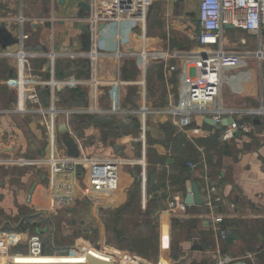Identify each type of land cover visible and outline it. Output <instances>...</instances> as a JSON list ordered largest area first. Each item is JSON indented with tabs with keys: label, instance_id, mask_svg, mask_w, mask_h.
I'll list each match as a JSON object with an SVG mask.
<instances>
[{
	"label": "crops",
	"instance_id": "0c3cea01",
	"mask_svg": "<svg viewBox=\"0 0 264 264\" xmlns=\"http://www.w3.org/2000/svg\"><path fill=\"white\" fill-rule=\"evenodd\" d=\"M198 11L199 0H0V23L6 21L18 37L23 32L32 54L25 63L16 55L0 56V231L8 234L13 253L27 252L30 236L40 233L47 254L18 255L14 264H69L66 255L48 254L44 237L68 253L90 246L85 256L103 260L131 256L140 264H215L227 254L233 258L229 264H264V27L260 36L226 27L221 48L226 55L216 105L225 119L233 117L250 130L224 139L228 125L219 129L206 121L212 116L197 114L193 126L202 131L192 134L174 123L167 108L197 76L194 54L220 50L199 43ZM94 13L101 17L95 26ZM88 32L90 50L83 37ZM7 49L15 52L18 45ZM7 49L0 43V50ZM22 78L36 83L42 107L61 113L17 111L38 107L22 101L18 86L10 83ZM66 89H81L85 101L63 100L59 92ZM119 105L122 111L115 110ZM143 108L148 111L138 112ZM75 114H114L122 124L108 134L92 123L80 128L83 119L75 124ZM61 123L68 132L59 131ZM69 138L78 157L68 155ZM59 156L120 158V185L109 193L93 192L92 199L84 193L65 197V184L78 181L88 190L89 174L80 166L77 175L55 173L51 164ZM8 165L27 168L15 176ZM190 181L204 199L208 187L217 185L222 200L215 210L206 203L184 212L167 210L173 195L185 200ZM219 214L224 221L217 224L213 218ZM34 222L45 226L34 228ZM219 226L229 229L227 239ZM68 238L71 247L64 243ZM0 264L12 261L0 258Z\"/></svg>",
	"mask_w": 264,
	"mask_h": 264
},
{
	"label": "built area",
	"instance_id": "2783aa9c",
	"mask_svg": "<svg viewBox=\"0 0 264 264\" xmlns=\"http://www.w3.org/2000/svg\"><path fill=\"white\" fill-rule=\"evenodd\" d=\"M23 22L24 18H19ZM101 17L94 13L90 21L92 25H96ZM198 19L200 25V32L197 36L199 43L202 46L213 48L220 47V50L211 49L205 52H198L194 55L198 58V72L197 76L190 83L188 92L180 97L177 102L169 104L167 111L173 116L174 123L183 130L190 128L192 134H200L201 128L193 126L194 115L212 116L217 123H221L225 117L226 112L222 106H217L216 103L222 92V72L221 60L226 52L223 51L222 43L223 36L227 25L239 28L250 33L261 35L264 27V0H199ZM20 42L17 44V51L0 50V56L16 55L20 62L25 63L32 54L25 49L26 35L21 32L19 35ZM187 53L180 52L179 55H186ZM151 55L148 52L144 53V57ZM51 58L56 56L55 52L50 53ZM158 56V55H157ZM162 56V55H160ZM90 57L94 60L97 57L96 50H92ZM11 84H15L19 88L20 98L22 101H28L38 107L33 110H26L20 108L21 112H39L44 117L50 114L61 113L58 109H49L41 106L40 96L37 85L33 80L24 79L12 80ZM116 111H122L120 105L116 107ZM92 111H96L93 108ZM144 114L148 108L138 110ZM66 112L68 115L69 111ZM47 117V116H46ZM46 124L49 130H54L51 126V121L46 118ZM250 127L246 123H238L233 121L228 125L223 133L224 139H231L235 137V133L241 131L246 133ZM28 161V160H26ZM30 162V161H29ZM123 160L120 158H70L58 157L51 164L52 170L55 173L71 172L79 173V166L88 171V190L84 188L78 181L65 184L63 186L64 196L69 197L75 193L85 194L87 198L92 199L93 192L109 193L116 190L120 185V169ZM191 166H194L190 163ZM82 169V170H83ZM61 185H58L60 188ZM222 198L218 194V187L216 184H211L207 189V196L205 203L211 211L219 205ZM189 204L185 202L180 194L173 195L167 202V210L169 212H184L189 208ZM214 222L220 224L224 221L222 215H216L213 218ZM220 237L227 239L229 236V229L224 226L218 227ZM86 248L70 252L68 255H75L81 257L87 264L85 251ZM99 252V251H97ZM102 253V252H101ZM104 254V253H103ZM18 255L42 256L44 253V242L40 233H33L28 240V250L25 253H13L8 241V234L0 231V258L9 259L12 264L16 263ZM108 256V255H106ZM110 260L115 264H140L139 260L124 256L118 261L110 256ZM103 260V259H102ZM233 258L227 254H221L215 264H229Z\"/></svg>",
	"mask_w": 264,
	"mask_h": 264
},
{
	"label": "water",
	"instance_id": "95a60500",
	"mask_svg": "<svg viewBox=\"0 0 264 264\" xmlns=\"http://www.w3.org/2000/svg\"><path fill=\"white\" fill-rule=\"evenodd\" d=\"M61 2H64L65 0H60ZM83 7L85 8H89V5L82 3L81 4ZM8 23L6 21H2L0 23V43L2 45L3 49H7L9 46H13L15 44H18L20 42V39L17 35L11 33L8 30ZM227 27H232L231 25H227ZM85 30H87V28H84ZM83 37H86V40L84 42L85 44V49L90 50L91 48V35L90 32H88V34H84ZM206 121L221 129L224 126L230 125L232 124V122L234 121L233 117H228L226 119H224L221 123H217L216 120L213 117H206ZM59 131L60 132H68V126L67 123H61L59 125ZM237 135H242L241 131H238L235 133V136ZM67 148H68V155L71 157H78L80 154L79 148L76 144V142L74 141V139L69 138L66 140L65 142ZM154 179V176L152 177V181ZM188 187H189V193L186 195L185 198V202L189 205H204L205 204V199L203 197V194L201 193L200 187L199 185L194 182V181H190L188 183ZM35 188V184H33L32 188H31V192L34 190ZM87 258L89 260V262L91 264H115L112 261H105L102 260L92 254H87Z\"/></svg>",
	"mask_w": 264,
	"mask_h": 264
},
{
	"label": "trees",
	"instance_id": "16d2710c",
	"mask_svg": "<svg viewBox=\"0 0 264 264\" xmlns=\"http://www.w3.org/2000/svg\"><path fill=\"white\" fill-rule=\"evenodd\" d=\"M67 67L70 66L72 64L71 61H67ZM82 68L85 69V64H82ZM58 76H64L65 72L63 70H58ZM43 93L44 97H47V91H43L41 92ZM60 97L65 100V101H69V102H82L85 101L86 99V93L83 92L81 89H66L63 91L59 92ZM73 120L72 122H74L75 124L78 125V120L79 119H83V122L80 121V128H84L87 125H90L91 123L97 126H104L105 129H107V133H114L116 128L119 127V123L122 124V121H116V116L114 114H86L84 115V118L80 115H73ZM36 218V217H35ZM34 219V217L32 218ZM45 222V221H44ZM29 221H27L26 224H22V228L28 227L29 225ZM44 223L43 222H34L33 227L37 228L40 225L42 226ZM45 226V225H43ZM46 244V242H45ZM44 253L46 254V250L44 249Z\"/></svg>",
	"mask_w": 264,
	"mask_h": 264
},
{
	"label": "rangeland",
	"instance_id": "374dc122",
	"mask_svg": "<svg viewBox=\"0 0 264 264\" xmlns=\"http://www.w3.org/2000/svg\"><path fill=\"white\" fill-rule=\"evenodd\" d=\"M195 8H196L195 10H197L198 9V5ZM0 166H2V165H0ZM8 167H9L8 168V170H9L8 172H10V174H14L15 176L18 175V174H20V172L23 170V168L24 169L27 168V167H23L22 168L19 165H8ZM1 170H3V169L1 168ZM6 170H4V171H6ZM1 174L3 175V172H1ZM0 179H3V176H1ZM68 239L69 240L64 241V243L67 244V246H69V247L73 246L74 245L73 244L74 241H72L70 238H68ZM44 240L46 242V249L48 251V254H50V255H66V256L69 257L68 258L69 264H76L77 263L76 260H75V258L73 257V255L72 256L71 255H68L69 253H68V250L67 249H65V248H58L57 247L58 245L55 244V242L50 237H44ZM94 241L96 242V240H94ZM94 241H92V242H94ZM59 246H61V245H59ZM89 247L90 246H87L88 249H89ZM90 249H92V248H90ZM72 250L76 251L75 249H72ZM73 253H75V252H73ZM85 257L86 256H84V258ZM35 259H38V258H35ZM78 260H79V262L84 261L83 259H81V257H79Z\"/></svg>",
	"mask_w": 264,
	"mask_h": 264
},
{
	"label": "bare ground",
	"instance_id": "6f19581e",
	"mask_svg": "<svg viewBox=\"0 0 264 264\" xmlns=\"http://www.w3.org/2000/svg\"><path fill=\"white\" fill-rule=\"evenodd\" d=\"M87 254H89V253H87ZM87 254H86V256H87ZM42 256H44V255H42ZM28 257H30V258H33V259H34V258H40L41 256H29V255H28Z\"/></svg>",
	"mask_w": 264,
	"mask_h": 264
}]
</instances>
